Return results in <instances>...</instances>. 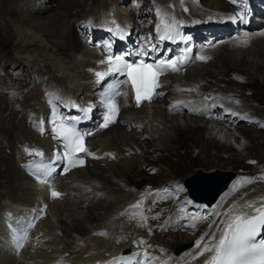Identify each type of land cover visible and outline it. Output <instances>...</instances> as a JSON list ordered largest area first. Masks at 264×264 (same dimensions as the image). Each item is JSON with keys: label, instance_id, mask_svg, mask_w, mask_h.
I'll list each match as a JSON object with an SVG mask.
<instances>
[{"label": "bare ground", "instance_id": "1", "mask_svg": "<svg viewBox=\"0 0 264 264\" xmlns=\"http://www.w3.org/2000/svg\"><path fill=\"white\" fill-rule=\"evenodd\" d=\"M48 1L0 0V264H99L128 246L134 251L149 248L153 259H161L159 264H204L206 257L198 255L204 240L196 246L201 233L205 239L218 235L221 221L241 212L254 215L246 206L264 203V185L230 196L234 186L241 188L234 180L242 159L235 156L248 153L264 159V131L258 133L264 126V103L261 95L255 99L250 94L257 86L264 96V0L249 4L248 15L262 16L253 17L256 25L242 31L221 20L206 28L190 26L192 14L201 11L236 16L228 0L196 5L185 0H57V8ZM162 19L178 22L167 40L187 41L193 48L190 63L169 74L162 94L150 103L134 105L125 87L122 96L116 86L104 93L108 84L93 81L96 62L122 51L146 59L140 48L150 53L147 48L166 40L157 32ZM115 33L130 38L125 47L112 48L103 41H111ZM24 87L27 91L20 96ZM204 96L211 101L196 111L193 105ZM109 99L118 112L115 122L101 128ZM68 114L90 119L82 127L91 133L86 135L87 152L74 166L65 162L61 170L52 171L46 166L55 149L52 124ZM234 132L250 144L241 153L217 142L220 136L231 142ZM179 150L183 153L178 157ZM195 151L202 161L192 159ZM152 153L165 155L162 164L170 156L191 157L188 162L194 165L188 164L179 179L193 168L192 175L230 172L234 177L216 205L205 211L181 197L174 189L178 182L168 180V174L160 172L162 183L150 181L148 175L156 171L150 164L156 158ZM53 191L61 195L53 197ZM212 218L214 224L208 226ZM202 221L204 226L195 229ZM22 232L27 238L18 256ZM188 243L192 247L180 253L178 248ZM141 254L129 257H137L133 264H151Z\"/></svg>", "mask_w": 264, "mask_h": 264}, {"label": "snow or ice", "instance_id": "2", "mask_svg": "<svg viewBox=\"0 0 264 264\" xmlns=\"http://www.w3.org/2000/svg\"><path fill=\"white\" fill-rule=\"evenodd\" d=\"M233 2L235 3L236 0H233ZM177 23L174 20L172 23H166L162 19L160 24L157 25V32L162 33L159 38L161 40L171 39V33L176 30ZM199 59L205 58L199 57ZM177 60L181 64L185 62L183 57H178ZM101 63H105V61H101ZM107 63L109 64L107 72L95 73L98 82L109 74L126 72L132 89L135 92L137 106H139L142 99L151 98L152 88L158 86L156 84V77L163 73L165 66L171 68L173 71L178 70L176 63L171 60H162L153 66L144 64L143 62L139 64L126 63L121 56H110L107 58ZM106 107L108 111L104 115V123L100 125L101 128L107 127L111 122H115V116L118 112L117 105L111 99H109ZM53 131L64 140L65 147L68 149L65 155L69 160V166H74L73 154L87 152V148L84 145V135H91V133L82 135L74 126L65 124L54 127ZM25 152H28L30 155L33 154L28 148H25ZM34 154L37 156L43 155L40 152H35ZM88 154L92 155L91 153ZM80 163H83V161L81 160ZM65 171H67V168H65ZM51 195L59 197L61 193L53 191ZM138 205L139 202L133 207H137ZM246 207L256 214L249 215L241 212L230 216L227 220L221 221L223 227L219 230V236L216 237L214 234L210 238L212 242L204 243L203 247L200 248L198 255L209 253L204 260V264H264V206L253 208L252 204H248ZM31 226L29 225V227ZM203 240L204 236H201L196 241V246L200 247ZM22 246V244L18 245V247Z\"/></svg>", "mask_w": 264, "mask_h": 264}, {"label": "rangeland", "instance_id": "3", "mask_svg": "<svg viewBox=\"0 0 264 264\" xmlns=\"http://www.w3.org/2000/svg\"><path fill=\"white\" fill-rule=\"evenodd\" d=\"M186 2H188V4H193V5H196V4H199V2H203V0H185ZM195 1L197 2V3H195ZM140 2V1H139ZM48 3H52L51 5H54V8H57L58 6H59V3H57V0H49L48 1ZM169 3V2H168ZM170 3H171V1H170ZM170 5V4H169ZM202 8H204L203 7V5H202ZM81 10H82V8H81ZM204 11H201L200 13L198 12V13H195V15L194 14H192V17L193 16H195V18H192V20L193 21H191V23H190V26H192V25H194V26H196V27H201V28H206V26H210L211 24H214V25H216V23L218 22V20L217 21H215L216 19H218V18H220V17H222L221 15H219L218 17H216V15H215V12H214V14L213 13H209V12H204ZM217 12H221V11H217ZM196 14H198V15H196ZM200 14V15H199ZM231 14H235V13H228L227 15H231ZM204 15V16H203ZM189 16V15H188ZM228 16V17H229ZM257 17V16H262V14H254L253 15V17ZM148 16H144V19L143 20H146V19H148L147 18ZM204 17V18H203ZM213 17L215 18L214 20H213ZM188 18V17H187ZM190 18V17H189ZM202 19V20H201ZM235 19H239L238 17L236 18V16H234V21H235ZM221 19H219V21H220ZM199 21V22H198ZM222 22H225V21H227V20H221ZM228 21H230V22H232L231 20H228ZM82 26H83V24H82ZM204 26V27H203ZM83 28V27H82ZM82 28H80V29H82ZM80 29H78V30H80ZM137 28H135V30H136ZM78 30H77V32H78ZM85 34H88V33H84V37L86 36ZM90 36V35H89ZM85 38H87V39H90V37H85ZM198 38V39H197ZM196 38V40H194V43H198V41L200 40V36L199 37H197ZM136 40V39H135ZM3 64V62L0 60V65H2ZM2 71V70H1ZM0 71V72H1ZM26 77H28V76H26ZM246 86H249L248 84H246ZM246 86L244 87L245 88V91H247V89H246ZM248 88H251L250 86L248 87ZM261 87H257V86H255L254 88H252L251 90H250V94H252L251 96H252V98L254 97L255 99H256V96H258V95H261L262 96V100H260V101H262L263 103H264V96L260 93V92H262V88L260 89ZM26 91H27V87H24L21 91H20V96H23L24 95V93H26ZM9 93H10V91H9ZM260 93V94H259ZM9 96H10V94H9ZM198 99V98H197ZM258 100V99H257ZM259 104V103H258ZM260 106H262L261 104H259ZM260 109V108H259ZM242 125V124H241ZM247 129H249V128H247ZM262 130L264 131V126H260L259 128H258V133H260V132H262ZM240 132V131H239ZM234 134H239V133H236V132H234ZM204 137H205V135H204ZM219 139L221 140V141H217L218 142V144L220 143V145H227V146H229V144L232 146L233 145V140H231V142H226V140H224L221 136L219 137ZM218 138H217V140H219ZM224 142L226 143V144H224ZM248 144H247V146L248 147H250V144H249V142H247ZM176 146V145H175ZM233 147V146H232ZM183 150H179V152H180V154L179 153H177V155H178V157L180 156V155H182V152ZM217 151L216 150H214V151H212V156L213 157H218L219 156V154L218 153H216ZM161 153H152V156L153 157H155L156 156V158L155 159H158L157 161L154 159L153 161L154 162H149L150 164H152V166L153 167H155V172H153L152 173V175H148L149 176V179H150V181L152 180L154 183H157V184H159V183H162L164 180H165V178L164 177H162L161 176V173L160 172H164V173H166V175L168 174V180H172L173 182L174 181H177L178 182V184H177V186H175L174 187V189L175 190H179V191H181V197H184L188 202H189V199L187 198V196H186V192L183 190V189H181V184L183 183V181L185 180V178L186 177H188V175L189 176H191L193 173H194V168L193 169H191V170H189L186 174H185V176H183L181 179H179L180 178V176L181 175H183V173H184V171H186L187 170V168H188V166L190 165V166H192V165H194L193 163H191V162H188L189 161V158H191V157H189L187 160L186 159H174V157H172V156H170L171 157V160L170 161H163L164 163L162 164V162L160 161V160H167V159H165V158H161L162 156H165L164 154H161ZM196 155H197V151H195L194 153H193V157L194 158H192V159H197V158H195L196 157ZM239 155H241V156H239ZM223 156H227V155H224L223 154ZM246 156V157H245ZM250 156V157H249ZM228 157H231L230 155L228 156ZM244 157V158H243ZM232 158V157H231ZM235 158H236V160H240V159H242V162H240V163H238V174L239 175H236V177H239V178H237V180H234V181H238L239 182V185H240V187L241 188H238L237 189V186H234L233 188H234V193H232V194H230V196H236V194H237V192H239V191H246V190H249L250 188H252V187H255V188H259L261 185H264V159H261V158H254L252 155H250V154H248V153H246V154H244L243 156H242V154H238L237 156H235ZM262 160V161H261ZM196 161H202L201 160V158L200 159H197ZM166 162V163H165ZM189 164V165H188ZM236 169V170H237ZM163 170H165V171H163ZM193 170V171H192ZM178 171V172H177ZM180 172V173H179ZM182 172V173H181ZM178 174V175H177ZM181 174V175H180ZM191 174V175H190ZM236 174V173H235ZM162 175H165V174H162ZM240 175L242 176V177H240ZM159 176V177H158ZM170 176V177H169ZM145 178H148L147 176H145ZM178 178V179H177ZM174 179V180H173ZM240 179H243V180H245V182L244 183H242L241 181H240ZM161 180V181H160ZM253 180V181H252ZM158 181V182H157ZM233 181V182H234ZM232 182V183H233ZM227 202V201H226ZM224 205V204H223ZM222 205V206H223ZM221 206V207H222ZM221 207H220V209H219V211H221ZM224 207V206H223ZM205 211H209V210H205ZM190 212H188V214H189ZM183 215H187V214H184L183 213ZM203 222V224L202 223H200L197 227H195V229H198L199 227H202V226H204V224L206 223V221H202ZM201 234H204V233H201ZM174 247L175 246H173L170 250H171V252H172V250L174 249ZM24 249L23 248H21L20 249V251H19V253H18V256H19V254L21 253V251H23ZM173 254V253H172ZM36 262V263H35ZM29 263L30 264H37V261H35V260H29Z\"/></svg>", "mask_w": 264, "mask_h": 264}, {"label": "water", "instance_id": "4", "mask_svg": "<svg viewBox=\"0 0 264 264\" xmlns=\"http://www.w3.org/2000/svg\"><path fill=\"white\" fill-rule=\"evenodd\" d=\"M233 179V174L223 172L206 173L197 171L187 178L185 185L189 196L197 202L212 204L220 193L226 190L228 183ZM208 195H212L208 198Z\"/></svg>", "mask_w": 264, "mask_h": 264}]
</instances>
